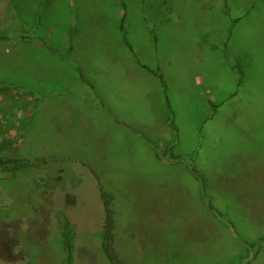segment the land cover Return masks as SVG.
Masks as SVG:
<instances>
[{"label":"rangeland","instance_id":"rangeland-1","mask_svg":"<svg viewBox=\"0 0 264 264\" xmlns=\"http://www.w3.org/2000/svg\"><path fill=\"white\" fill-rule=\"evenodd\" d=\"M123 1L133 53L121 0H0V153L49 159L0 171V264H110L100 186L126 264H264V0Z\"/></svg>","mask_w":264,"mask_h":264},{"label":"trees","instance_id":"trees-1","mask_svg":"<svg viewBox=\"0 0 264 264\" xmlns=\"http://www.w3.org/2000/svg\"><path fill=\"white\" fill-rule=\"evenodd\" d=\"M126 10H125V3L123 0H121V15L118 23V27L121 31V34L123 36L124 44L130 49V51L133 53V48L130 42L127 38V29H126ZM152 39L155 41L156 37L153 34V31L151 30ZM4 36L0 35V39H3ZM72 47H69V50L71 51ZM148 73H150L153 76H156L160 83L162 84L163 94H164V100L166 105V111H167V119L166 123L170 127V129L173 132L174 141L177 140V128L174 123V112L171 109V105L169 102V98L166 92V82L163 77V75L160 73V68L157 67L155 69L142 64L139 62V60H136ZM174 142V143H175ZM48 158L40 157V158H26V157H20L16 154H1L0 153V171H12L15 172L20 169L24 168H30L34 166H38L44 163L48 162ZM191 172L199 178L197 175V171L192 168ZM100 200L103 205L104 209V220H103V229H102V238H101V250L104 255V257L110 262V264H126V262L119 256L118 252L115 248V232H116V216H115V196L111 191L105 190L103 187L100 186ZM62 235L64 237L63 245L65 248V251L67 253V262L69 263L71 261V257L73 254V242L71 237L69 236L68 232L65 230V228L62 231ZM254 247V246H252ZM29 264H32L29 262Z\"/></svg>","mask_w":264,"mask_h":264},{"label":"crops","instance_id":"crops-1","mask_svg":"<svg viewBox=\"0 0 264 264\" xmlns=\"http://www.w3.org/2000/svg\"><path fill=\"white\" fill-rule=\"evenodd\" d=\"M6 119H4L3 117L0 119V125H3V123L5 124ZM3 129V126L0 128V130Z\"/></svg>","mask_w":264,"mask_h":264}]
</instances>
